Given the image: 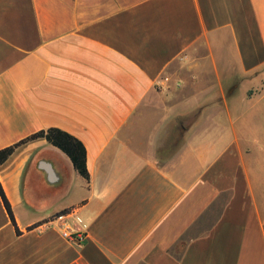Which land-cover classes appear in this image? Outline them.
<instances>
[{
  "label": "crops",
  "instance_id": "1",
  "mask_svg": "<svg viewBox=\"0 0 264 264\" xmlns=\"http://www.w3.org/2000/svg\"><path fill=\"white\" fill-rule=\"evenodd\" d=\"M50 128L89 180L19 146L0 264H264V0H0V150Z\"/></svg>",
  "mask_w": 264,
  "mask_h": 264
},
{
  "label": "trees",
  "instance_id": "2",
  "mask_svg": "<svg viewBox=\"0 0 264 264\" xmlns=\"http://www.w3.org/2000/svg\"><path fill=\"white\" fill-rule=\"evenodd\" d=\"M36 139H45L50 145L59 149L68 157L74 170L82 178L87 181L89 180V174L86 167V151L83 144L69 133L56 128L38 131L12 146L1 149L0 165H2L19 146ZM0 195L10 219L14 222L11 207L4 195L1 186ZM67 213L68 210H63L61 212L56 213L52 218L65 215Z\"/></svg>",
  "mask_w": 264,
  "mask_h": 264
},
{
  "label": "built area",
  "instance_id": "3",
  "mask_svg": "<svg viewBox=\"0 0 264 264\" xmlns=\"http://www.w3.org/2000/svg\"><path fill=\"white\" fill-rule=\"evenodd\" d=\"M159 87L162 88L163 84L159 85ZM61 216L59 217L62 218ZM60 228H61V232H60L61 236L68 242H72L78 245H81L85 242L86 233L83 231L82 228L74 227L70 222H64L60 226Z\"/></svg>",
  "mask_w": 264,
  "mask_h": 264
},
{
  "label": "rangeland",
  "instance_id": "4",
  "mask_svg": "<svg viewBox=\"0 0 264 264\" xmlns=\"http://www.w3.org/2000/svg\"><path fill=\"white\" fill-rule=\"evenodd\" d=\"M170 89H171L170 86H167V87H166V90H170ZM158 91H162V90H158ZM159 93H160V92H159ZM162 99H163V98H162ZM162 99H161L160 96H157L156 99H154V100L152 101V105H154V106H156V107L164 106V105H165L164 103H165L166 101L164 102ZM198 100L200 101V99H198ZM194 102H195V101H194ZM192 105H193V102H192V104H189V107H191ZM189 121H192V120L189 119V120H187L186 123H188ZM173 122H174V123H177V122H180V121L175 119V120H173ZM173 122H172V123H173ZM183 123H184V122H183Z\"/></svg>",
  "mask_w": 264,
  "mask_h": 264
}]
</instances>
